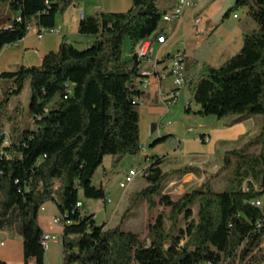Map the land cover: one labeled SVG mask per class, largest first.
<instances>
[{
	"label": "trees",
	"instance_id": "trees-1",
	"mask_svg": "<svg viewBox=\"0 0 264 264\" xmlns=\"http://www.w3.org/2000/svg\"><path fill=\"white\" fill-rule=\"evenodd\" d=\"M74 1L0 0L10 16L0 28V51L23 39L35 18L42 29H54L57 15ZM158 2L133 0L127 12L92 13L79 25L80 35L95 38L88 47L65 41L42 65L0 74L15 83L0 101V113L8 112L0 118V223L15 217L25 264H44L39 214L48 202L62 215L63 264H264V0H237L228 13L246 6L256 27L243 30L236 55L220 67L195 64L187 81L191 99L201 106L195 115L236 116L237 122L260 116L259 133L228 151L217 172L206 173L199 187L177 199L163 192L168 182L199 169L164 171L163 159L155 157L144 171L145 186L131 195L123 217L140 201L151 210L163 207L145 236L122 223L98 224L93 213L76 206L81 191L90 199H107L104 185L93 182L106 156L113 157L116 169L125 157L141 152L137 98L144 60L136 47L159 36L169 9L161 10ZM27 82L32 129L9 113L11 99ZM224 173L226 187L217 191L212 180Z\"/></svg>",
	"mask_w": 264,
	"mask_h": 264
},
{
	"label": "crops",
	"instance_id": "crops-1",
	"mask_svg": "<svg viewBox=\"0 0 264 264\" xmlns=\"http://www.w3.org/2000/svg\"><path fill=\"white\" fill-rule=\"evenodd\" d=\"M132 2L133 0H75L64 14L57 15L55 28L45 29L42 38L38 36L42 28L38 20L33 19V28L27 31L23 39L4 46L0 51V74L13 72L21 65H42L44 58L51 53H57L65 41L79 49L88 47L95 38L79 34L81 21L98 11L127 12L131 9ZM176 2L177 0L170 9ZM236 2L237 0H197L185 11L181 20L166 22L159 30V36H165V42L152 39V57L141 64L142 71L148 70L152 73L139 82L141 152L122 160L128 161L125 166L129 170L137 168L138 164L139 169L145 171L155 157H160L163 159L161 166L164 171L178 170L185 166L199 169L196 173L173 176L171 180L175 183L185 184L194 180L201 182L205 180L206 173H215L223 166L224 156L228 151L242 147L259 133L262 126L260 116L237 122L236 116L218 118L214 115H195L194 112L199 111L201 106L191 99L187 84L189 71L195 64L208 63L213 67H220L242 49L243 30L256 27L248 17L246 6L228 13ZM5 16L8 22V9ZM128 41L124 45L126 59L131 56ZM178 53H182L184 57L186 85L181 91L179 102L168 106L164 104L163 98L174 88L171 59ZM162 137H166L165 141L151 145ZM112 162V156L105 157L102 170L100 167L94 177V184L98 180L103 185L104 179L113 170ZM200 185L201 183L198 186ZM110 191L107 189V193ZM134 192L136 190L132 189L130 195ZM109 199L107 197L105 202ZM79 201L82 210L93 213L96 222L101 224L97 221L96 213L86 209L85 202L80 198ZM106 213L107 209L102 223L107 220ZM61 218L62 215L53 202L46 203L40 211V226L44 236H49L44 264H62ZM125 220L121 218L108 224L116 226L124 224ZM0 260L6 264H25L24 241L15 228V217L0 223Z\"/></svg>",
	"mask_w": 264,
	"mask_h": 264
},
{
	"label": "rangeland",
	"instance_id": "rangeland-1",
	"mask_svg": "<svg viewBox=\"0 0 264 264\" xmlns=\"http://www.w3.org/2000/svg\"><path fill=\"white\" fill-rule=\"evenodd\" d=\"M175 3V0H159L158 5L161 10L170 9L172 5ZM171 10V9H170ZM6 7L0 5V28L4 27L7 23V18L5 17ZM166 24V21L162 20L160 22V29H162ZM127 41V40H126ZM130 45V42L128 41ZM126 52L124 49V56ZM15 83L12 80H0V101L5 97L3 95L4 91H7L8 88L14 86ZM31 99V89L29 87V83L25 84V87L22 93L19 96H15L11 99V107L9 108V113L12 117H15L16 120L23 119V127L25 129H32L33 122L29 115V103ZM179 102V101H178ZM177 102V103H178ZM176 103V104H177ZM175 105V104H174ZM18 106L17 108H15ZM8 116V112L6 110H2L0 113V118H6ZM5 132L7 134L8 125H5ZM128 161H122L116 169L110 171L107 177L104 179L103 185L106 189L107 197H110V201L106 199H90L84 196L83 192H80V199L85 202V207L89 211H93L97 215V221L102 223L104 221V213L107 209V220L105 222L114 223V221H118L126 214V210L130 203V192L132 189L139 191L143 186H145L144 172L141 171L140 165L137 164V169L140 172L137 176L136 180L129 186L127 190L120 187V182L123 180L124 176L128 173L129 168L126 167ZM131 163V162H130ZM126 165V166H125ZM102 170V167L101 169ZM217 172V171H216ZM205 180L198 182L194 180L193 182L188 181L185 184H181V182H174V180H170L166 187L164 188V193L171 195L174 199L179 198L183 193L187 191H191L198 185L203 183ZM97 186H100V182L98 180L95 181ZM213 188L217 191L224 190V185H226V173L214 178L212 180ZM182 186V187H181ZM107 189L111 191L107 193ZM129 195V196H128ZM160 199V196H157V200ZM164 208L159 206L156 209L151 210L146 201H140L135 208V210L130 214V217L125 218V222L123 224L124 229L133 231L135 233H139L142 236L148 232V226L152 223L158 214V212L163 211ZM114 211V212H113ZM168 211V209L166 210ZM132 216V217H131ZM112 222H111V221ZM62 264H63V256H62Z\"/></svg>",
	"mask_w": 264,
	"mask_h": 264
},
{
	"label": "built area",
	"instance_id": "built-area-1",
	"mask_svg": "<svg viewBox=\"0 0 264 264\" xmlns=\"http://www.w3.org/2000/svg\"><path fill=\"white\" fill-rule=\"evenodd\" d=\"M197 0H177L175 6L169 10L167 13L163 15V20L166 22L171 21H179L183 17L185 11L193 6ZM237 17V15H234ZM81 17H84L83 12L81 13ZM19 20V16H18ZM9 27V26H8ZM33 28V23L29 24L28 30ZM46 30L41 29L38 33L39 38H42L45 34ZM158 42H165V36H158L157 37ZM152 43V38L150 39H142L137 43L136 47V53L138 55V58L141 60H150L152 57V50L150 48V45ZM184 57L182 53H178L175 55L171 61H176V69H170L171 75L174 79V88L166 95V97L163 98L164 104L168 106L173 105V101H179L181 96V91L186 85V69L184 66ZM152 71L143 70L142 75L138 79V81L142 82L144 80V77L147 75H151ZM69 84V88H70ZM70 93V90L68 91ZM138 103L141 102L140 97L137 98ZM8 144V140L5 142ZM144 172V171H143ZM139 171L137 168H132L128 171V173L124 176L123 180L120 182V187L127 190L129 186L136 180L137 176L139 175ZM145 174V173H144ZM260 206L262 205L261 201L259 200ZM76 206L78 208H81V202H77ZM49 240V236L46 235L43 238L42 244L44 247H47V242ZM31 264H35L33 261Z\"/></svg>",
	"mask_w": 264,
	"mask_h": 264
},
{
	"label": "bare ground",
	"instance_id": "bare-ground-1",
	"mask_svg": "<svg viewBox=\"0 0 264 264\" xmlns=\"http://www.w3.org/2000/svg\"><path fill=\"white\" fill-rule=\"evenodd\" d=\"M171 69H176V61H172V67H171ZM177 102L178 101H173V105L176 104ZM256 204L259 205L260 203L257 202Z\"/></svg>",
	"mask_w": 264,
	"mask_h": 264
}]
</instances>
